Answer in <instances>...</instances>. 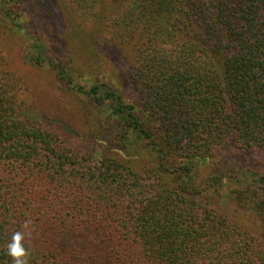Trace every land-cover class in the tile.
Segmentation results:
<instances>
[{"label":"trees","instance_id":"trees-1","mask_svg":"<svg viewBox=\"0 0 264 264\" xmlns=\"http://www.w3.org/2000/svg\"><path fill=\"white\" fill-rule=\"evenodd\" d=\"M121 1L114 52L142 40L128 77L135 99L106 84L87 93L115 122L100 160L26 118L0 71V264H12L7 244L26 220L29 264H264V0ZM35 60L83 91L62 64ZM131 135L130 157L112 153L128 152ZM198 159L214 166L204 189ZM222 179L236 185L225 197L258 216V234L205 202L223 197Z\"/></svg>","mask_w":264,"mask_h":264},{"label":"rangeland","instance_id":"rangeland-1","mask_svg":"<svg viewBox=\"0 0 264 264\" xmlns=\"http://www.w3.org/2000/svg\"><path fill=\"white\" fill-rule=\"evenodd\" d=\"M106 4L113 8L108 10ZM123 8L121 0H0V71L16 81L18 99L24 103V116L45 119L59 127L64 139L88 146L97 160L109 151L115 122L108 117L109 103L99 105L87 93L94 85L106 84L126 103H133L135 99L134 85L128 77L142 40L137 35L126 56L116 54L113 49L123 44V27L114 22ZM38 56L62 64L83 91L61 80L59 68L38 64L35 60ZM94 127L98 131L92 134ZM90 137L96 138L97 143ZM139 142L131 135L128 152L118 144L110 149L120 157H130ZM196 162L195 182L198 188L204 189L214 166L210 161L198 159ZM143 164L142 161L136 167ZM238 175L250 181L245 172ZM220 184L223 197L211 192L205 202L230 217L235 216L249 233L258 234L261 230L258 216L249 209H238L225 197L236 185H228L223 179Z\"/></svg>","mask_w":264,"mask_h":264},{"label":"clouds","instance_id":"clouds-1","mask_svg":"<svg viewBox=\"0 0 264 264\" xmlns=\"http://www.w3.org/2000/svg\"><path fill=\"white\" fill-rule=\"evenodd\" d=\"M31 220H26L22 225V231L12 234L7 244L6 254L10 257L12 264H29V251L25 248V238L31 236Z\"/></svg>","mask_w":264,"mask_h":264}]
</instances>
